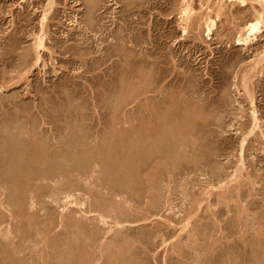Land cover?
Here are the masks:
<instances>
[{"label": "rangeland", "instance_id": "374dc122", "mask_svg": "<svg viewBox=\"0 0 264 264\" xmlns=\"http://www.w3.org/2000/svg\"><path fill=\"white\" fill-rule=\"evenodd\" d=\"M185 1L0 0L1 264H264L262 6Z\"/></svg>", "mask_w": 264, "mask_h": 264}, {"label": "bare ground", "instance_id": "6f19581e", "mask_svg": "<svg viewBox=\"0 0 264 264\" xmlns=\"http://www.w3.org/2000/svg\"><path fill=\"white\" fill-rule=\"evenodd\" d=\"M186 1H187V4L185 5V7L182 9V11H181L180 13H181L182 16H183L182 18H183L185 21H188L189 18L191 17V15L194 14V10L191 9V7H190L191 5H190L189 2H188L189 0H186ZM186 1H185V2H186ZM231 1H232V2H236V1H238V2H242V3H243L245 0H231ZM259 2H260V4H261V6H262V9H261L262 11H261L259 14H257L258 16L254 18V21L252 20V22H248V23L246 24V26H245V30H244V33H242V34H243V35H242L243 38H241V36H240V37L238 38L237 42H239V43H240V42H241V43H249L250 41L256 39L257 33L261 30V29H260V26L264 24V0H259ZM48 5H49V4H48ZM49 7H50V6H49ZM49 10H50V9H49ZM45 13H46V12H44V15H45ZM192 13H193V14H192ZM47 14H48V13H47ZM181 14H180V15H181ZM208 15H209V14H208ZM42 17H43V19L41 20V22H44L46 16H42ZM183 19H182V20H183ZM205 20H206V19H205ZM185 21H184V22H185ZM40 24H41V23H40ZM206 25H207V26H206V31H207L208 34H210L211 31H212V28H213L214 25H215L213 19L211 20V18H210V19L207 18V20H206ZM41 26H42V24H41ZM43 28H44V27L42 26L41 30H42ZM43 31H44V29H43ZM43 31H42V32H43ZM42 32H41V35H38V36L36 35L37 37L35 38V41H34V44H33V47H34L35 53H36V55H37V56H36V59H37L36 63L39 61V57H40V56H39V53H40V51H41L42 49L45 48V47H44V46H45V45H44V38H45V37L43 38V36H45L46 34L44 33V34H45V35H44ZM39 62H40V61H39ZM39 62H38V63H39ZM36 63H35V64H36ZM38 63H37V64H38ZM151 71H152V70H151ZM151 75H152V72H151ZM152 76H153V75H152ZM153 83H154V82H153ZM153 83H152V84H153ZM0 90H1V89H0ZM154 91H155V90H154ZM152 98H153V97H152ZM160 98H161V97H160ZM162 98H163V97H162ZM155 99H156V98H155ZM157 99H158V98H157ZM163 99H164V98H163ZM184 100H185V98H184ZM169 101H170V100H169ZM171 101H172V100H171ZM182 101H183V100H182ZM250 101H251V100H250ZM159 102H160V100H159ZM159 102H158V103H159ZM166 102H167V101H166ZM166 102H161L162 105H161V106L159 105L160 108H161V111H162L164 114H166L165 117H163V116L160 115V114H159V115L162 116V119L158 118L157 116L154 117V118H156V120L159 119L158 121L161 120V122H159V123H160V124H159V127H160V128H158V131L161 129L162 132H165L166 130H169L170 127H171L170 125H172L170 120H172L173 118H171L170 120H168L169 117H167V115H168L167 113H169L170 111L172 112V109H174V108L177 107V105H178V104H177L176 106H174V108L171 107V110H170V109L168 110V108H170V106H169L170 104L167 105ZM174 102H177V101H174ZM174 102L172 101V106L174 105V104H173ZM154 103H155V102H154ZM179 103L184 104L185 102H181V101H179ZM175 104H176V103H175ZM186 104H187V103H186ZM251 104H252V102H251ZM154 105H155V104H154ZM154 105H153V106H154ZM163 105H165V106H163ZM184 105H185V104H184ZM184 105H183V106H184ZM168 106H169V107H168ZM194 106H195V105H194ZM181 107H182V106H181ZM185 107H188V105H185ZM189 107H190V106H189ZM192 107H193V106H192ZM192 107H191V108H192ZM152 108H153V107H152ZM152 108H151V109H152ZM179 109H180V108H179ZM179 109H178V110H179ZM186 109H187V108H186ZM186 109L184 108V111H185ZM196 109H197V107H196ZM153 110H155V108H154ZM159 110H160V109H159ZM174 110H175V109H174ZM178 110H177V111H178ZM187 110H189V109H187ZM168 111H169V112H168ZM177 111H176V112H177ZM182 111H183V110L181 109V112H182ZM190 111H192V110H189V112H190ZM149 112H150V111H148V114H149ZM185 112H186V111H185ZM253 112H254V111H253ZM159 113H160V112H159ZM157 114H158V112H157ZM164 114H163V115H164ZM170 114L173 115V113H170ZM179 114H180V112H178V115H179ZM186 114H187V113H186ZM190 114H191V113H190ZM193 114L195 115V113H193ZM193 114H192L191 116H193ZM199 114H200V113H199ZM253 114H254V113H253ZM151 115H154V114H153V111H151ZM174 115H175V114H174ZM174 115H173V116H174ZM184 115H185V114H183V117L186 118V119H187V118L193 119V117L191 118L188 114H187V115H188L189 117H186L187 115H186V116H184ZM160 116H159V117H160ZM173 116H171V117H173ZM176 116H177V115H176ZM180 116H181V115H180ZM180 116H178V117H180ZM195 116H196V115H195ZM254 116H255V115H254ZM150 117H151V116H150ZM166 117H167V118H166ZM194 118H196V117H194ZM179 119H181V118H179ZM198 119H199V118H198ZM153 120H154V119H153ZM174 120H176V119H174ZM183 120H184V119H183ZM177 121H178V120H177ZM184 121H185V120H184ZM197 121H198V120H197ZM254 121H255V120H254ZM148 122H150V121H148ZM156 122H157V121H156ZM172 122H173V121H172ZM174 122H176V121H174ZM174 122H173V123H174ZM185 122H186V121H185ZM187 122H188V120H187ZM193 122H195L194 119H193ZM180 123H181V122H180ZM189 123H190V122H189ZM149 124H151V122H150ZM149 124H148V126H149ZM176 124H177V123H176ZM176 124H175V125H176ZM178 124H179V123H178ZM190 124H191V123H190ZM190 124H189V125H190ZM151 125H152V124H151ZM181 125H182V124H181ZM191 125H192V124H191ZM22 126H23V125H22ZM179 126H180V124H179ZM194 126H196V124H194ZM194 126H193V129H194ZM173 127H174V126H173ZM189 127H190V126H188V123H187L186 125L184 124V125H183V128H181V129H183L184 131H186V133H187V132L189 133L190 130H192V127H191V129H189V131H188V128H189ZM149 128H150V127H149ZM149 128H148V129H149ZM179 128H180V127H179ZM252 128L254 129V127H252ZM171 129H172V128H171ZM176 129H177V128H176ZM255 129H256V126H255ZM154 130H155V129H154ZM151 131H152V130H151ZM167 132H168V131H167ZM193 132H194V131H193ZM148 133H149V132H148ZM157 133H158V132H157ZM165 133H166V132H165ZM250 133H251V132H250ZM166 134H168V133H166ZM166 134H165V136L168 137ZM154 135H155V134H154ZM159 135H160V134H158V136H159ZM192 135H193V133H192ZM249 135H250V134H249ZM150 136H151V135H150ZM171 136H172V135H171ZM153 138H154V137H153ZM157 138H158V137H157ZM160 139H161V138H159V140H160ZM185 139H186V138H185ZM243 139H244V138H243ZM245 139H246V138H245ZM166 140H167V139H166ZM166 140H165V141H166ZM169 140H170V139H169ZM162 141H163V140H162ZM159 142H160V141H159ZM163 142H164V141H163ZM167 142H169V141H167ZM159 144H160V143H159ZM163 144H164V143H163ZM9 145H10V144H9ZM9 145H8V147H9ZM161 145H162V144H161ZM167 145H168V144H167ZM33 146H35V145H33ZM39 146H40V145H39ZM150 146H151V145H150ZM164 146H165V145H164ZM193 146H194V145H193ZM4 147H5V146H4ZM15 147H16V146H15ZM242 147H243V146H242V142H241V149H242ZM36 148H37V147H36ZM55 148H56V147H55ZM15 149H16V148H15ZM191 149H193V148H191ZM194 149H195V148H194ZM10 150H11V148H10ZM10 150H9V151H10ZM5 151H6V150H5ZM9 151H8V152H9ZM16 151H17V150H16ZM8 152H7V153H8ZM14 152H15V151H14ZM14 152H13V153H14ZM19 152H20V151H19ZM22 152H23V150H22ZM22 152H21V153H22ZM34 153H36L35 150L33 151V155L30 156V157H31L30 159H32V160L35 159V158H34ZM15 154H17V155L15 156V157H16L15 159H16L17 163H19V162L21 161L20 158H23L24 155H23V153H22L23 156L20 157L19 155H21V154H19L18 152H15L13 155H15ZM31 154H32V151H31ZM40 154H41V153H40ZM11 156H12V155H11ZM36 156H37V154H36ZM28 157H29V156H28ZM156 157H157V156H156ZM36 158H37V157H36ZM28 159H29V158H28ZM49 159H50V158H49ZM12 160H13V159H12ZM19 160H20V161H19ZM35 160H36V159H35ZM13 161H15V160H13ZM13 161H12V162H13ZM22 162H23V161H22ZM32 162H33V161H32ZM15 163H16V162H15ZM20 163H21V162H20ZM17 165H18V164H17ZM17 167H19V165H18ZM13 168H14V167H13ZM21 169H22V168H21ZM15 171H16V170H15ZM19 172H20V171H19ZM47 176H48V175H47ZM135 178H136V177H135ZM235 178H236V177H235ZM236 179H237V178H236ZM81 180H82V179H81ZM233 181H234V180H233ZM53 183H54V182H53ZM70 183H71V182H70ZM224 183H225V182H224ZM62 185L64 186L63 183H62ZM60 186H61V184H60ZM227 186H228V185H227ZM64 187H65V186H64ZM64 187H63V190H62V189H59V190L64 191V190H65ZM71 187H72V186H71ZM59 188H60V187H59ZM74 189H75V188H74ZM53 190H55L54 193L56 194V189H53ZM53 190H52V192H53ZM69 190H70V192H71V189H69ZM69 190H67V192L69 193L68 195L71 196ZM73 191H74V190H72L71 193H73ZM31 193H32V192H31ZM54 193H53V194H54ZM60 193H61V192H60ZM61 194H62V193H61ZM64 195H65V192H63V197H65ZM72 195H73V194H72ZM66 196H67V193H66ZM69 196H67L66 198H67V199H68V198L70 199ZM29 198H30V197H29ZM71 198H72V197H71ZM75 200H76V199H75ZM223 200H224V199H223ZM71 201H73V200H71ZM71 201L68 200V202H71ZM65 202H66V201H65ZM73 202H74V201H73ZM73 202L71 203V205L74 204ZM31 203H32V206H31V205H30V206H31V208H33V204H34V203H33L32 201H31ZM76 203H77V200H76ZM76 203H75V204H76ZM79 203H80V202H79ZM63 204H64V203H63ZM68 204L70 205V203H68ZM68 204H67V205H68ZM75 204H74V205H75ZM83 204H84V203H83ZM86 204H87V203H86ZM89 204H90V203H89ZM91 204H93V203H91ZM18 205H19V204H18ZM34 206H35V205H34ZM83 206H84V205H83ZM88 206H90V207L92 208L91 205H88ZM94 206H95V205H94ZM98 206H99V205H98ZM2 207H4V206H2ZM20 207H21V206H20ZM79 207H80V204H79ZM85 207H86V206H85ZM0 208H1V203H0ZM18 208H19V207H18ZM31 208H30V209H31ZM93 208H95V207H93ZM64 209H65V208H64ZM86 209H87V208H86ZM100 209H101V208H100ZM62 210H63V207H62ZM62 210H61V211H62ZM83 211H84V210H83ZM91 211H92V209H91ZM113 211H114V210H113ZM80 212H82V211H80ZM87 212H88V211H87ZM85 213H86V212H85ZM75 214H76V213H75ZM79 214H80V213H79ZM79 214H78V215H79ZM102 214H103V213H101V216H102ZM86 215H87V214H86ZM99 215H100V213H99ZM34 216H35V215H34ZM83 217H84V216H83ZM104 217H105V216H104ZM117 217H118V216H117ZM79 218H81V217L79 216ZM79 218H78V219H79ZM87 218H88V217H87ZM98 218H103V216H102V217H98ZM106 218H107V217H106ZM106 218H105V219H106ZM70 219H72V220H70V221H73L74 218H71V217H70ZM80 220H81V219H80ZM100 220H103V219H100ZM113 220L115 221V220H119V219H113ZM1 221H2V220H1ZM74 221H76V220H74ZM78 221H79V220H78ZM83 221H84V220H83ZM85 221H86V220H85ZM87 221H88V219H87ZM103 221H104V220H103ZM76 222H77V221H76ZM76 222H75V223H76ZM80 222H81V221H80ZM88 222H89V221H88ZM3 223H5V222H3ZM3 223H2V225H3ZM73 223H74V222H73ZM82 223H83V222H82ZM82 223H81V224H82ZM104 223H106V222L104 221ZM117 223L119 224L120 222H117ZM6 224H7V226H8V223H6ZM62 224H64V223H62ZM62 224H61V225H62ZM71 224H72V223H71ZM76 224H77V223H76ZM78 224H79V223H78ZM89 224H90V223H89ZM105 225H106V224H105ZM119 225H120V224H119ZM123 225H124V224H123ZM80 226H81V225H80ZM91 226H92V224H91ZM120 226H121V225H120ZM63 227H64V226H63ZM72 227H73V226H72ZM76 227H77V225H76ZM82 227H83V226H82ZM111 227H112V226H110L109 228H111ZM116 227H117V225H116ZM118 227H119V226H118ZM121 227H123V226H121ZM7 228H8V227H7ZM93 228H94V227H93ZM93 228H92V229H93ZM2 229H3V228H2ZM4 229H5V228H4ZM74 229H75V228H74ZM77 229H78V228H77ZM0 230H1V229H0ZM8 230H9V229H8ZM18 230H19V228H18ZM71 230H72V229H71ZM120 230H121V229H120ZM3 231H4V230H3ZM3 231H2V232H3ZM78 231H79V229H78ZM92 231H93V230H92ZM92 231H90V233H91ZM109 231H110V230H109ZM11 232H12V231H11ZM117 232H118V231H117ZM119 232H120V231H119ZM0 233H1V231H0ZM4 233H5V232H4ZM8 233H10V230H9ZM8 233H7V234H8ZM16 233H18V232H16ZM7 234H6V235H7ZM91 234H93V232H92ZM3 235H4V234H3ZM10 235H11V234H10ZM7 236H9V235H7ZM15 236H16V235H15ZM1 237H2V236H1ZM1 237H0V238H1ZM4 238H5V237H4ZM7 238H9V237H7ZM16 238H17V237H16ZM178 242H179V241H178ZM191 243H192V242H191ZM88 244H89V243H88ZM1 245H2V244H1ZM6 250H7V249H6ZM16 252H17V251H16ZM9 254H10V253H9ZM15 256H16V254H15ZM110 257H111V256H110ZM5 258H6V257H5ZM258 258H259V257H258ZM13 259H14V258H13ZM212 259H213V258H212ZM13 261H14V260H13ZM235 261H236V260H235ZM0 262H1V261H0ZM5 262H6V261H5ZM259 262H260V261H259ZM0 264H1V263H0Z\"/></svg>", "mask_w": 264, "mask_h": 264}]
</instances>
